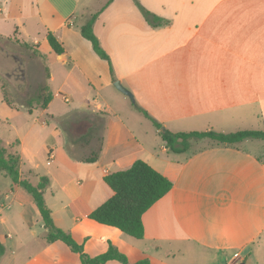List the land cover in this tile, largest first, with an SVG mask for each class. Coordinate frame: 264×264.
Segmentation results:
<instances>
[{"label": "crops", "instance_id": "obj_1", "mask_svg": "<svg viewBox=\"0 0 264 264\" xmlns=\"http://www.w3.org/2000/svg\"><path fill=\"white\" fill-rule=\"evenodd\" d=\"M137 2L163 23L152 26ZM93 15V31L110 62L81 35L80 26ZM1 25L14 34L34 28L44 41L53 33L63 52L55 53L46 41L44 60L39 51L44 42L37 38L4 39L14 38L35 52L54 96L71 102L64 116L102 114L95 161L71 157L66 135L46 146V165L56 167L43 175L49 178L45 201L52 182L73 172L60 192L66 195L65 208L84 207L76 217L82 224L67 229L50 210L55 225L82 243L85 253L97 256L111 244L131 264L143 259L151 264H250L255 253L264 252V139H192L186 151L172 152L142 112L173 133L264 130V0H3ZM110 63L134 101L113 85ZM76 94L83 99L75 101ZM50 103L40 115L52 116L57 124L62 117L46 113ZM48 124L31 123L16 144L23 146ZM137 159L172 182L143 213L140 239L87 217L113 194L103 177ZM72 184L81 188L75 191ZM31 205L34 220L23 222L35 242L33 252L19 261L8 258L6 245L0 264H83L63 241H46L47 230ZM38 223L41 234L34 229ZM22 238L16 234L15 245ZM105 264L123 263L111 259Z\"/></svg>", "mask_w": 264, "mask_h": 264}, {"label": "trees", "instance_id": "obj_2", "mask_svg": "<svg viewBox=\"0 0 264 264\" xmlns=\"http://www.w3.org/2000/svg\"><path fill=\"white\" fill-rule=\"evenodd\" d=\"M137 5L152 26H158L163 23L161 18L147 11L138 2ZM95 17L96 15H93L83 23L80 26V32L84 38L91 42L93 50L99 57L110 62L108 54L101 47L99 39L93 31ZM46 41L55 53L60 54L63 52L61 43L53 33H47ZM110 69L113 81H115L116 78L113 76L111 63ZM51 99L52 95L48 92L47 85H45L39 88L35 95L26 99L25 106L28 108V112L32 113L34 106L45 109ZM5 102L8 104L7 100ZM142 112L157 129L163 127L161 123L151 117L145 110H142ZM49 118L52 119L53 117L49 116ZM58 125L66 135V149L71 157L83 162H93L97 159L100 144L96 150H91L90 155L82 157L76 156L72 147L78 138L83 139L85 145H91L94 138L101 143V136L98 137L96 135L102 127L101 113L74 111L58 119ZM159 133L165 142V147L169 151L178 153L186 151L190 147L192 139L209 138L218 143H236L246 138L264 139V130H240L231 133H221L212 130L173 133L164 128ZM19 166V156L7 153L6 149L0 145V173L9 176L14 183L19 184L32 197L42 222L46 226L47 233L45 239L47 242L63 241L73 252L79 254L83 264H105L111 259L118 260L123 264H131L128 262L127 257L111 244H109L106 252L97 256L91 257L85 253L83 244L78 243L71 233L56 226L53 221L51 210L44 198V190L49 185V178L47 176H40L38 182L33 184L28 179L20 177ZM103 181L113 191V194L98 207L91 210L87 214V217L99 224L114 227L137 239L142 238L144 235L142 224L143 213L172 187V182L168 178L141 159L135 160L127 169L107 173L103 177ZM3 251L4 248L0 242V256ZM132 264L151 263L148 259H143Z\"/></svg>", "mask_w": 264, "mask_h": 264}, {"label": "rangeland", "instance_id": "obj_3", "mask_svg": "<svg viewBox=\"0 0 264 264\" xmlns=\"http://www.w3.org/2000/svg\"><path fill=\"white\" fill-rule=\"evenodd\" d=\"M2 2L3 0H0V7ZM13 30L6 25L0 26V36L3 37L0 39V145L6 149L7 153L17 154L20 157V177L22 176L21 178H26L31 183L36 184L40 176H48L47 171L56 167L55 164L46 165L48 159L46 146H55L54 143L58 136L65 139V133L58 122L56 124L49 118L50 115H40L43 110L40 107L34 106L30 114L25 106L26 99L35 95L39 88L47 85V90L53 97L46 113L54 117H63L71 102L68 103L63 98L54 96L55 87L47 80L45 81L47 73L43 66L37 63L40 59L38 57L33 58L36 56L35 52H29L28 47H22L14 38L4 39L15 35L20 41L32 42L33 39L37 38L41 43L44 42L39 49L44 60L48 56L45 51L48 45L43 40L42 32L30 27L21 31V34H14ZM43 65H45L44 61ZM73 97L75 101L83 99L80 94ZM5 100L14 110H10L4 104ZM44 121L49 123L47 129L43 132L40 131L39 134L34 133L23 146L16 144V140L25 134L31 123L41 124ZM96 135L98 137L101 135V128ZM98 146L99 141H96L95 138L90 146L85 145L84 140L78 138L72 148L76 156L82 157L90 155L91 150H96ZM73 174L69 171L68 175L55 179L52 182V192L50 190L46 192L47 205L54 211L58 221L67 229L80 226L82 222L76 220V217L85 211L83 206H67L65 208L66 200L64 198L66 195L61 194L60 187L65 178L73 177ZM71 187L75 191L81 188L74 184ZM32 202V197L19 184L14 183L4 173H0V242L4 249L6 245L8 246V258L16 256L20 261L33 252L35 242L26 232L28 229L23 222L26 219L34 220L36 211L35 206L31 205ZM34 229L38 234L43 233V224H36ZM8 233L13 235V238L6 237ZM16 234L24 238L18 240L15 245ZM10 249H14L15 252L12 254ZM250 264H264V252L255 253Z\"/></svg>", "mask_w": 264, "mask_h": 264}, {"label": "water", "instance_id": "obj_4", "mask_svg": "<svg viewBox=\"0 0 264 264\" xmlns=\"http://www.w3.org/2000/svg\"><path fill=\"white\" fill-rule=\"evenodd\" d=\"M113 85L115 86L116 89H118L120 92L124 93L125 95H127L132 101H134L133 95L132 93L121 83L120 80H115ZM161 131H163V128L160 129ZM44 227L46 228V226L44 225Z\"/></svg>", "mask_w": 264, "mask_h": 264}, {"label": "built area", "instance_id": "obj_5", "mask_svg": "<svg viewBox=\"0 0 264 264\" xmlns=\"http://www.w3.org/2000/svg\"><path fill=\"white\" fill-rule=\"evenodd\" d=\"M65 101H67V99L66 98H63Z\"/></svg>", "mask_w": 264, "mask_h": 264}]
</instances>
